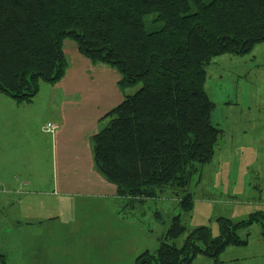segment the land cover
Returning <instances> with one entry per match:
<instances>
[{
	"label": "trees",
	"instance_id": "trees-1",
	"mask_svg": "<svg viewBox=\"0 0 264 264\" xmlns=\"http://www.w3.org/2000/svg\"><path fill=\"white\" fill-rule=\"evenodd\" d=\"M70 39L91 64L116 70L122 92L139 85L91 138L96 171L125 207L170 190L177 208L191 211L185 190L223 133L211 120L216 104L205 91L207 68L264 42V0H0V94L30 103L41 84L62 79L68 66L62 44ZM216 221L212 235L204 226L188 231L174 216L164 242L134 264H191L198 255L220 263L226 248L248 244L249 233H241L255 224L264 239V211Z\"/></svg>",
	"mask_w": 264,
	"mask_h": 264
},
{
	"label": "rangeland",
	"instance_id": "rangeland-1",
	"mask_svg": "<svg viewBox=\"0 0 264 264\" xmlns=\"http://www.w3.org/2000/svg\"><path fill=\"white\" fill-rule=\"evenodd\" d=\"M150 18L146 19L149 30L153 25L148 22ZM138 88L139 85L127 88L125 94H132ZM205 91L216 104L212 123L223 133L211 161L198 167L185 190L193 200L191 211L181 212L176 207L175 194L168 190L160 198L131 206V221L118 219L115 220L116 226L106 229L95 211L88 217L80 212L86 208L81 197H71L58 204L60 215L54 219L50 235H44V239L57 238L60 246H45L36 257L14 253L11 255L13 259L8 257V264H97L106 260H112L114 264L115 259L134 264L137 251L152 253L159 248L170 220L178 214L188 231L204 226L216 235L217 218L237 222L255 211H264V103L261 105L264 102V42L256 44L250 54L224 55L214 59L207 68ZM177 194L185 195L184 192ZM43 200L51 207L59 202L54 196ZM129 210L121 209L124 214ZM135 220L137 224L132 222ZM143 228L145 235L140 230ZM246 233H249V245L230 246L219 260L237 257L240 264L250 259L259 264L256 259L264 254L260 226L255 224L241 234ZM127 235L128 251L127 246L113 245L114 241L125 240ZM185 236L175 241L177 247L182 245ZM75 240L82 247L72 250L70 244ZM224 262L216 264H236ZM191 264L215 263L211 258L198 255Z\"/></svg>",
	"mask_w": 264,
	"mask_h": 264
},
{
	"label": "crops",
	"instance_id": "crops-1",
	"mask_svg": "<svg viewBox=\"0 0 264 264\" xmlns=\"http://www.w3.org/2000/svg\"><path fill=\"white\" fill-rule=\"evenodd\" d=\"M62 48L68 62L64 76L54 84H41L30 103L18 104L0 94V254L6 264L14 253L36 257L45 246H60L57 238L44 235H50L60 215L58 204L71 197H81L86 208L80 212L88 217L95 211L106 229L118 219L131 221L126 199L117 197L115 187L96 171L91 150V138L109 120L105 115L124 99L120 77L107 65L91 64L72 41L65 40ZM46 123L56 126L53 135L42 131ZM53 196L59 202L51 207L43 199ZM122 207L130 209L128 214ZM128 240L127 235L113 245L127 246L128 251ZM70 245L72 250L82 247L78 240ZM226 259L219 261L240 264L237 257ZM256 261L264 264V254ZM104 263L113 261L97 262ZM241 263L255 264L252 259ZM114 264L125 262L115 259Z\"/></svg>",
	"mask_w": 264,
	"mask_h": 264
},
{
	"label": "built area",
	"instance_id": "built-area-1",
	"mask_svg": "<svg viewBox=\"0 0 264 264\" xmlns=\"http://www.w3.org/2000/svg\"><path fill=\"white\" fill-rule=\"evenodd\" d=\"M43 132L49 133V134H54L56 130V126L51 124V123H46L45 125L42 126ZM2 185L0 184V192L2 191Z\"/></svg>",
	"mask_w": 264,
	"mask_h": 264
}]
</instances>
